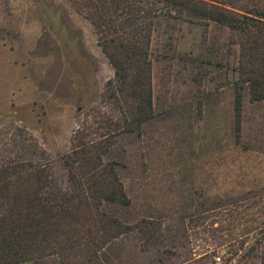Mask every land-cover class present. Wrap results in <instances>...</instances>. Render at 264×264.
<instances>
[{
  "label": "rangeland",
  "instance_id": "1",
  "mask_svg": "<svg viewBox=\"0 0 264 264\" xmlns=\"http://www.w3.org/2000/svg\"><path fill=\"white\" fill-rule=\"evenodd\" d=\"M238 54L225 26L160 17L154 115L132 127L134 100L68 0H0V264H264V98L242 90L236 136ZM109 163L127 202L95 207L115 236L94 209L84 225L36 224L42 205L91 200Z\"/></svg>",
  "mask_w": 264,
  "mask_h": 264
},
{
  "label": "trees",
  "instance_id": "2",
  "mask_svg": "<svg viewBox=\"0 0 264 264\" xmlns=\"http://www.w3.org/2000/svg\"><path fill=\"white\" fill-rule=\"evenodd\" d=\"M68 2L92 25L98 46L114 68L115 83L120 91H124L125 95L134 100V108L127 121L129 126H138L154 115L149 45L155 24L160 17L200 22L204 26L214 22L227 27L238 43L236 67L238 76L234 95L236 136L240 129L242 90H248L251 100L264 98V6L260 4L240 6L236 3L237 0H68ZM94 158L100 161L99 155ZM82 172L85 173L86 169L84 168ZM92 176L88 180L91 200L85 194H80L76 196V200H73V196H64L55 203V206L42 205L38 209L41 214L35 220L36 224L44 220L46 224H50L51 227L47 231L51 232L57 231L55 228L62 224L67 227L84 225L89 221V217L92 218L91 209H94L97 215L104 216V219L99 221L108 238L115 236L117 233L113 232L120 223L115 218L99 214L95 206L102 199L111 203L127 202L121 184L116 179L110 163ZM71 178L76 180L79 177L71 172ZM90 201L94 204L93 208L89 204ZM90 223L93 226L98 225L96 219ZM15 226L17 228L12 226L10 235L13 241L21 235L18 229L22 225L16 221ZM17 256V250L13 251L12 257Z\"/></svg>",
  "mask_w": 264,
  "mask_h": 264
},
{
  "label": "built area",
  "instance_id": "3",
  "mask_svg": "<svg viewBox=\"0 0 264 264\" xmlns=\"http://www.w3.org/2000/svg\"><path fill=\"white\" fill-rule=\"evenodd\" d=\"M217 259H219V258H217Z\"/></svg>",
  "mask_w": 264,
  "mask_h": 264
}]
</instances>
